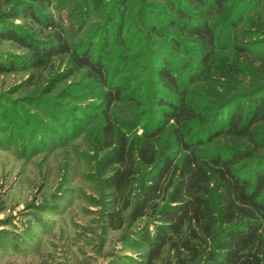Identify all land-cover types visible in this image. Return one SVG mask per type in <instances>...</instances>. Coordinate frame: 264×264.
<instances>
[{
  "label": "trees",
  "instance_id": "16d2710c",
  "mask_svg": "<svg viewBox=\"0 0 264 264\" xmlns=\"http://www.w3.org/2000/svg\"><path fill=\"white\" fill-rule=\"evenodd\" d=\"M2 1L0 44L23 54L0 53V74L41 72L58 61L67 72L44 92L80 73L96 83L85 86L103 104L96 168L112 202L107 220L119 228L127 215L135 224L126 237L145 246L143 264H264V0H137L135 11L130 0H111L104 22L78 43L48 11L53 0ZM80 2L97 12L94 0ZM127 26L142 27L144 43L164 52L143 58L158 93L148 104L126 98L122 80L110 79L107 52L94 50L99 32L111 31L121 45L112 62H122ZM124 100L131 116H148L140 133L114 116Z\"/></svg>",
  "mask_w": 264,
  "mask_h": 264
},
{
  "label": "rangeland",
  "instance_id": "374dc122",
  "mask_svg": "<svg viewBox=\"0 0 264 264\" xmlns=\"http://www.w3.org/2000/svg\"><path fill=\"white\" fill-rule=\"evenodd\" d=\"M53 1L48 11L67 25L77 43L91 25L104 22L111 2L94 0L97 12L93 13L92 6L81 8L80 0ZM135 1L130 0L132 11L137 7ZM5 9L0 0V13ZM260 14L264 21V9ZM14 23L23 26L20 20ZM140 28L123 29L126 51H120L122 62H112L121 45L111 31L107 34L103 29L93 44L94 50L107 52L108 74L114 81L122 80L125 97L148 104L158 93L143 58L150 52L162 58L164 52L144 43ZM222 28L218 27L217 34L225 44L227 31ZM32 35L39 39L44 34L33 30ZM104 36L109 39L105 48L99 43ZM0 53L22 55L23 50L4 42ZM170 58L178 63L175 54ZM66 72L64 63L55 61L41 72L30 74L19 68L0 74V264H143L145 246L127 238L135 224L127 215L119 228L107 220L112 202L102 190L96 168L101 152L97 123L103 104L85 86L96 83L80 73L56 84L52 92H44L51 78H61ZM125 79L131 80L128 87ZM191 99L201 101L196 91L191 92ZM128 104L127 100L116 104L114 116L127 124L126 132L140 133L148 116H131L134 107ZM65 110L67 114H62ZM52 115L55 118H49ZM63 115L70 120L58 125L56 120Z\"/></svg>",
  "mask_w": 264,
  "mask_h": 264
}]
</instances>
